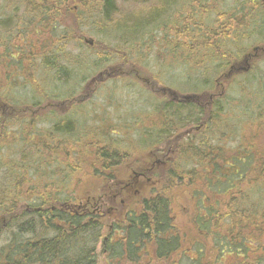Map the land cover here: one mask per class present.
Here are the masks:
<instances>
[{"label": "rangeland", "instance_id": "obj_1", "mask_svg": "<svg viewBox=\"0 0 264 264\" xmlns=\"http://www.w3.org/2000/svg\"><path fill=\"white\" fill-rule=\"evenodd\" d=\"M95 1L70 2L66 14L59 12L58 16H51L50 24L59 26L53 32L50 24L43 21L39 14L33 13L34 4L29 5L24 0H0V114L26 108L31 116H39L36 129L27 127L31 133L27 136L29 145L26 147L22 143L23 127L19 124L6 127L7 139L0 145V175L7 170L10 161L15 160L16 164L28 170L25 175L19 169L27 180L33 181L31 175L38 172L39 182H53L56 185L54 191L59 190L58 187L64 191L61 198H68L70 206L76 205L84 211L90 210L99 198L98 192L102 186L113 187V181L126 185L136 177L133 173L139 174L149 167L151 160L148 152L155 147L161 145L167 148L165 143H169L171 149L176 146V141L168 140L165 136L167 129L176 132L177 127L178 135L193 132L189 134L195 141L191 145V152L187 157L184 152L175 153L176 158L171 163L185 172L194 169L201 174L203 171L199 167L202 160H198L196 155L191 158L194 153H213L215 157L219 154L222 157V147L232 149L248 144L250 152L255 153L250 164L262 159L264 26L260 14L264 10L261 9L260 0L257 3L252 0H115L116 12L111 14L112 22L107 28V22L101 15L89 13L90 6H96ZM187 15L196 18L195 24L189 26V36L193 35L198 42L185 35H176L181 25L189 23L190 20H185ZM228 15L244 21L245 25L240 27L237 35L239 38L229 43L225 50L222 42L220 44L218 37L214 36V40H209V45L212 46L213 41L217 45L208 48L204 43L207 38L205 27L218 28L222 18L226 19ZM173 26L175 30L171 29ZM248 26L255 30H250ZM233 33L234 29L231 30ZM256 48L259 50L257 53ZM98 53L110 55L99 62ZM51 54L57 56V64L68 67L66 74L55 77L54 72L41 67L42 59L48 61ZM247 57L251 59L248 64H243ZM5 99L13 105L8 107ZM218 106L224 107L223 113L222 110H215ZM189 107L202 108L205 112L197 113ZM211 107L215 110L212 123ZM55 123L70 124V130L54 137L57 140L50 142L54 151H50L41 145L48 139L43 138L42 134L45 129L51 130ZM258 124L260 127L254 126ZM165 126L168 127L163 128ZM182 138H186V134ZM99 143H108L111 145L110 151H116L123 157L119 167L110 171L98 168L95 163L98 162L97 148L94 145ZM23 153L25 160L29 159L28 165L21 160ZM204 160L209 163V159ZM218 162L222 165V162ZM172 166H155L153 172L158 175L149 181L137 179L142 184L126 191L118 199L120 204L127 207L126 210L131 207L137 212L138 207L132 204L153 195L155 182L162 174L172 171ZM255 176L254 170L247 173L248 180ZM206 180L203 182L199 179L198 185L204 186L201 193L205 194L201 202L205 207L214 208L220 204L222 212V195L219 192L222 188L215 184L209 186ZM194 188L190 187L180 199L175 196L173 202L178 207L175 230L186 236L190 250L192 248L188 244L203 242L199 235L205 234L200 228H193V219L204 215L203 210L198 215L200 204ZM173 194L178 193L173 191ZM254 198L257 199L259 211H263L264 189ZM227 204L224 201V205ZM23 205L25 202L19 204L18 208ZM76 206L75 210L79 211ZM112 213L108 214V221L104 223L105 233L96 247L98 264L108 263L104 243L108 242L106 231L116 224L115 214ZM220 216L222 220V213ZM217 223L222 225V222ZM122 234V231H115L111 239L117 240ZM3 239L0 237V245ZM208 244L212 246V241ZM254 246L255 242L251 247ZM191 252L190 255L195 257V250ZM137 256L136 262L122 264H177V261L179 264H198L196 261L182 260L177 254H172L168 261L158 259L153 243L148 244L147 241L141 245ZM205 263V260L201 262Z\"/></svg>", "mask_w": 264, "mask_h": 264}, {"label": "trees", "instance_id": "obj_2", "mask_svg": "<svg viewBox=\"0 0 264 264\" xmlns=\"http://www.w3.org/2000/svg\"><path fill=\"white\" fill-rule=\"evenodd\" d=\"M24 1L29 5L34 4L35 10L33 13L39 14L38 16H41L43 21L50 24L52 21L51 16H58L59 12L66 14L68 4L77 0ZM95 4L96 6H90L89 13L94 15L96 12L101 15V18L107 22L105 24V28H107L112 22L111 14L116 12V10L114 11L115 0H96ZM83 6H85L84 2ZM159 13H162V10H159ZM228 16L226 19L222 18V24L216 29L205 27L207 38H205L204 43L208 48L216 47L217 42L215 41H213L212 46L209 45V40H214V36L218 37L220 44L222 42V48L225 50H227L229 43H234L239 38L237 35L241 30L240 27L245 25L243 24L244 21L236 20L233 15ZM195 19L192 15H187L185 20H190L189 23L181 25L176 35H185V37L198 42V39L194 38L193 35L189 36V26L192 27L195 24ZM260 19L263 21L264 26L263 11L260 14ZM122 25L124 24H120V26ZM58 27V25L50 24L53 32ZM134 29L125 30L134 31ZM171 29L175 30V26ZM232 29H234L233 35L231 34ZM249 29L252 28L249 27ZM249 29L247 28V31ZM252 30L254 31V29ZM104 47L106 48V46ZM107 55L110 54L100 55L98 53L97 61L101 62V59L104 60ZM41 67L54 72L55 77L62 76L68 71L67 66L57 64V56L54 54L49 55L48 61L43 58ZM22 70L25 69L22 68ZM4 103L8 107L13 105L7 99ZM189 109L197 113L205 112L202 108L192 109L189 107ZM216 109L217 111L222 110V113L224 112L223 106L222 108L218 106ZM179 110H181V106ZM215 110L211 107L210 121L215 119V113L213 112ZM9 112L12 113L9 114ZM9 112L0 114V131L2 132L0 145L2 141L7 139L6 127L10 124H19L23 127L22 143L26 147L28 145L27 136L31 133L27 127L36 129L39 116H31V112L26 108L22 111ZM254 126L260 127V124ZM166 127L168 126L163 128ZM69 130L70 124L64 125L62 123H55L51 130L50 128L45 129L42 137L48 139L42 143L43 147L54 151V148L50 146V142L57 140V138H54L56 135L68 133ZM175 130L177 132V127ZM174 132L170 129L165 131L168 140L176 141V146L172 150L178 154L185 152L184 155L187 157L192 150L191 145L195 142L189 137V134L193 132L189 131L181 135L176 132L174 134ZM185 134L186 138L183 139L182 137ZM94 146L97 148L96 159L98 162L95 163L98 168L110 171L122 164V156L117 154L116 151H110L111 145L108 143H99ZM247 146L248 144L243 147L238 145L232 149L222 147V157L220 154L215 157L213 153L206 155L205 153H194L191 158L196 155L198 160H202L204 164L200 163L201 166L199 165L203 169L201 174L194 169L185 172L178 169L177 166L169 164L172 166V171L162 174L155 182L154 194L132 204L138 207L137 212H134L131 207L126 210L127 207L122 206L118 201L126 193L120 192L123 183L118 181L112 182L113 187L102 186L99 189V198L95 200L90 210L76 211L75 206H70L68 203V198H61L64 191L60 187H58L59 190L54 191L56 185L53 182H39L38 172L34 176L31 175L33 181L27 180L20 173L27 175L28 170L26 171L24 167H20L15 160H12L7 165V170H4L3 174L0 175V237H4L0 245V264H98L96 247L105 233L104 223L108 221V214L112 212V214H115L116 224L112 229L106 231L108 242L104 244L107 264H111V262L112 264L136 262L139 249L144 241H147L148 244L153 243L155 255L158 259L165 261H168L172 254H177L182 260L196 261L198 264H201L203 260L206 261L205 264H264V210L259 211L257 199L254 198L260 190L264 189V156L258 163L253 162L250 164L253 158L252 154L255 153L250 152V146ZM21 157L22 160H25V153ZM204 159H209V163H206ZM218 161L222 162V165H219ZM25 163L28 165L29 159L25 160ZM220 168H222V171ZM19 169L22 172L19 173ZM28 169H31V164ZM251 170L256 172V176L252 180H248L247 173L249 174ZM206 173L209 174V177ZM155 175L158 174L155 173ZM207 178L209 180H206ZM199 179L203 182L206 180L209 186L215 184L222 188L219 190L222 195V212L219 209L220 204H216L217 206L214 208L213 206L205 207L204 203L201 202V197L205 194L201 193L204 186L198 185ZM259 179L261 183H259ZM243 182L245 185H242ZM190 187H196L193 192L197 194L196 200L200 204V208H197L198 215H200L201 210L204 214L193 219L195 223L193 228H200L205 233L199 235L204 239L203 242L194 245L193 243L188 244L192 250H195V257L190 255L192 250L186 244V236L179 234L174 227V220L178 213V207L173 203L175 202L174 197L178 196L179 199L184 197V193H188ZM172 190L178 194H173ZM224 201L228 204L224 205ZM22 202H25L27 207L25 205L20 207L25 210L18 208ZM125 203L127 204V202ZM101 207L102 210L99 209ZM8 209L9 211H7ZM215 219H217V222H222V225H219ZM202 222H204L203 225L197 227ZM115 231H122L123 234L119 235L117 240H112L111 236ZM208 240L212 241V246L208 244ZM253 242H255V246L251 247ZM177 264H179V261H177Z\"/></svg>", "mask_w": 264, "mask_h": 264}, {"label": "flooded vegetation", "instance_id": "obj_3", "mask_svg": "<svg viewBox=\"0 0 264 264\" xmlns=\"http://www.w3.org/2000/svg\"><path fill=\"white\" fill-rule=\"evenodd\" d=\"M252 1H254L255 3L259 2V0H252ZM260 1L262 3L261 9L264 10V0H260ZM258 51L259 50L256 48L255 52L257 53ZM262 52H264V50ZM249 59H251V57L245 58L243 64H248ZM165 144H166L165 146L169 145V143H165ZM165 148L166 147L163 148L160 145L159 147H155L154 150L148 152L149 159L151 160L150 166L147 167L143 172H140L139 174L133 173V175H136V177H134L132 180H129V182L126 185L124 184L123 185L124 187L120 189L121 190L120 192L124 194V192L131 190L137 184L141 185L142 183L139 182L137 179L144 178L146 181H149L150 178H153V176H155L156 172H153V170L155 169V166L158 167V166H163L166 164H171L173 162V159L176 158L175 151L172 150L169 146L166 149ZM148 175H150L151 177ZM76 208L79 210V212H81L80 207L78 208L76 206Z\"/></svg>", "mask_w": 264, "mask_h": 264}, {"label": "bare ground", "instance_id": "obj_4", "mask_svg": "<svg viewBox=\"0 0 264 264\" xmlns=\"http://www.w3.org/2000/svg\"><path fill=\"white\" fill-rule=\"evenodd\" d=\"M42 1V0H41ZM137 1V0H136ZM140 1V0H139ZM145 2V1H144ZM147 2V1H146ZM32 3V2H31ZM69 3V2H68ZM142 3V2H141ZM149 3V2H148ZM149 5V4H148ZM2 8V7H1ZM102 11V10H101ZM139 11V10H138ZM141 12V11H140ZM95 14V13H94ZM14 15V14H13ZM94 18V17H93ZM92 18V19H93ZM97 18V17H96ZM99 18V17H98ZM175 18V17H174ZM254 18V17H253ZM252 18V19H253ZM121 19V18H120ZM143 19H144V17H143ZM12 21V20H11ZM99 21V20H98ZM5 22V21H4ZM95 22V21H94ZM102 24V23H101ZM250 24V23H249ZM12 25V24H11ZM103 25V24H102ZM42 26V25H41ZM114 26V25H113ZM152 26V25H151ZM99 27V26H98ZM9 28V27H8ZM259 28V27H258ZM263 28V27H262ZM255 30V29H254ZM150 32V31H149ZM90 33V32H89ZM114 34V33H113ZM143 34V33H142ZM117 35V34H116ZM145 35V34H144ZM140 36V35H139ZM111 37V36H110ZM137 38V37H136ZM103 39H104V37H103ZM113 39H115V38H113ZM133 39V38H132ZM109 40H110V38H109ZM115 41V40H114ZM90 43V42H89ZM104 43V42H103ZM112 43V42H111ZM99 44V43H98ZM141 44V43H140ZM4 46V45H3ZM103 47V46H102ZM120 47V46H119ZM132 47V46H131ZM95 48V47H94ZM14 51V50H13ZM3 57V56H2ZM5 58V57H4ZM66 61V60H65ZM63 63V62H62ZM64 64V63H63ZM58 69V68H57ZM59 71V70H58ZM24 72V71H23ZM22 72V73H23ZM52 72V71H51ZM50 72V73H51ZM9 73V72H8ZM33 73V72H32ZM47 73V72H46ZM58 75V74H57ZM207 75V74H206ZM52 76V75H51ZM32 78V77H31ZM52 79V78H51ZM211 80V79H210ZM34 82H35V80H34ZM70 82V81H69ZM204 82V81H203ZM37 83V82H36ZM42 83V82H41ZM15 84V83H14ZM62 84V83H61ZM68 84V83H67ZM34 85H35V83H34ZM42 85V84H41ZM58 85V84H57ZM65 85V84H64ZM63 85V86H64ZM38 88V87H37ZM43 89H44V87H42ZM72 88V87H71ZM4 89V88H3ZM9 89V88H8ZM33 89H35V88H33ZM61 89V88H60ZM199 89V88H198ZM202 89H204V88H202ZM49 90V89H48ZM58 90V89H57ZM70 90V89H69ZM72 90V89H71ZM13 91V90H12ZM66 91V90H65ZM71 92V91H70ZM8 93H9V91H8ZM59 93V92H58ZM164 93V92H163ZM69 95V94H68ZM58 96V95H57ZM201 96V95H200ZM74 97V96H73ZM30 98V97H29ZM61 98V97H60ZM71 98V97H70ZM60 100V99H59ZM28 101V100H27ZM217 101V100H216ZM32 102V101H31ZM34 102V101H33ZM171 102V101H170ZM28 103V102H27ZM52 103V102H51ZM164 103V102H163ZM216 103V102H215ZM222 104V103H221ZM156 105V104H155ZM174 105V104H173ZM220 105V104H219ZM61 106V105H60ZM69 106V105H68ZM199 106V105H198ZM221 107V106H220ZM54 109V108H53ZM61 109V108H60ZM155 109V108H154ZM179 109V108H178ZM184 109V108H183ZM192 109H193V107H192ZM55 111V110H54ZM73 111V110H72ZM166 111V110H165ZM217 111V110H216ZM70 112V111H69ZM68 112V113H69ZM202 112V111H201ZM183 113H184V111H183ZM67 115V114H66ZM167 115V114H166ZM182 115V114H181ZM205 115V114H204ZM173 116V115H172ZM69 117V116H68ZM169 117V116H168ZM219 117V116H218ZM26 118V117H25ZM33 118V117H32ZM55 118V117H54ZM58 119V118H57ZM200 119V118H199ZM71 120H72V118H71ZM179 120V119H178ZM177 120V121H178ZM77 121V120H76ZM172 121V120H171ZM175 121V120H174ZM198 121V120H197ZM212 121V120H211ZM168 122V121H167ZM217 122V121H216ZM181 123V122H180ZM174 124V123H173ZM27 126H28V124H27ZM81 126V125H80ZM152 126V125H151ZM176 126H178V125H176ZM82 127V126H81ZM154 128V127H153ZM195 129V128H194ZM215 131V130H214ZM48 132V131H47ZM79 132V131H78ZM145 132V131H144ZM216 132V131H215ZM89 133V132H88ZM143 133V132H142ZM82 134V133H81ZM141 134V133H140ZM139 134V135H140ZM28 135V134H27ZM136 135H137V133H136ZM90 136V135H89ZM77 137V136H76ZM80 137V136H79ZM213 137V136H212ZM38 138V137H37ZM66 139H68V138H66ZM78 140H79V138H77ZM145 139V138H144ZM27 140V139H26ZM63 140V139H62ZM81 140V139H80ZM125 141V140H124ZM135 141V140H134ZM78 142V141H77ZM74 143V142H73ZM72 143V144H73ZM117 143V142H116ZM137 143V142H136ZM156 143V142H155ZM46 144V143H45ZM85 144V143H84ZM29 145V144H28ZM42 145V144H41ZM52 145V144H51ZM89 145V144H88ZM155 145V144H154ZM158 145V144H157ZM55 146V145H54ZM77 146V145H76ZM104 146V145H103ZM102 146V147H103ZM32 147V146H31ZM81 147V146H80ZM107 147V146H106ZM131 147V146H130ZM33 148V147H32ZM115 148V147H114ZM143 148V147H142ZM135 149V148H134ZM143 150V149H142ZM23 151V150H22ZM109 151V150H108ZM35 152V151H34ZM81 152H83V151H81ZM111 153V152H110ZM185 153V152H184ZM24 154V153H23ZM75 154H76V152H75ZM79 154H81V153H79ZM125 154V153H124ZM27 155V154H26ZM110 156V155H109ZM41 157V156H40ZM79 157V156H78ZM104 157V156H103ZM22 158V157H21ZM121 158H123V157H121ZM39 159V158H38ZM41 159V158H40ZM22 160V159H21ZM55 160V159H54ZM53 160V161H54ZM112 160H114V159H112ZM11 162V161H10ZM82 162V161H81ZM1 163V162H0ZM181 163H183V162H181ZM3 164V163H2ZM27 164V163H26ZM49 164V163H48ZM80 164V163H79ZM15 165V164H14ZM77 165V164H76ZM88 165V164H87ZM40 166V165H39ZM85 166V165H84ZM49 167V166H48ZM41 168V167H40ZM28 169V168H27ZM57 169H59V168H57ZM45 170V169H44ZM11 171V170H10ZM9 171V172H10ZM50 174V173H49ZM68 174V173H67ZM70 176V175H69ZM23 177V176H22ZM70 181V180H69ZM1 183V182H0ZM23 183V182H22ZM27 187V186H26ZM0 193H1V191H0ZM72 204V203H71ZM29 205V204H28ZM26 206V205H25ZM76 206V205H75ZM119 206V205H118ZM27 207V206H26ZM36 207V206H35ZM117 208V207H116ZM121 208V207H120ZM44 209V208H43ZM121 210V209H120ZM132 210V209H131ZM7 211H9V209L7 210ZM145 211V210H144ZM11 213V212H10ZM130 213V212H129ZM40 215V214H39ZM57 215V214H56ZM59 215V214H58ZM84 215V214H83ZM167 215V214H166ZM11 216H13V215H11ZM37 216V215H36ZM33 217V216H32ZM61 217V216H60ZM130 217V216H129ZM128 218V217H127ZM55 219V218H54ZM45 222V221H44ZM50 222V221H49ZM54 222H55V220H54ZM38 223V222H37ZM52 223V222H51ZM68 223V222H67ZM73 223V222H72ZM19 224V223H18ZM46 224V223H45ZM44 224V225H45ZM55 225V224H54ZM47 227V226H46ZM60 227V226H59ZM123 227V226H122ZM38 228V227H37ZM95 228V227H94ZM47 229V228H46ZM71 229V228H70ZM130 230V229H129ZM17 231V230H16ZM50 231V230H49ZM68 231V230H67ZM84 231V230H83ZM92 231V230H91ZM79 232V231H78ZM99 232V231H98ZM138 232V231H137ZM37 233V232H36ZM60 234H62V233H60ZM45 235V234H44ZM57 235V234H56ZM56 235H54V236H56ZM83 235V234H82ZM42 236V235H41ZM52 236V235H51ZM94 236V235H93ZM97 236V235H96ZM131 236V235H130ZM37 237V236H36ZM48 237V236H47ZM46 237V238H47ZM80 237V236H79ZM52 238V237H51ZM94 238V237H93ZM159 238H160V236H159ZM25 239V238H24ZM38 239V238H37ZM42 239V238H41ZM80 239V238H79ZM84 239V238H83ZM130 239V238H129ZM168 239V238H167ZM19 240V239H18ZM131 240H132V238H131ZM91 241V240H90ZM98 241V240H97ZM137 241V240H136ZM1 242V241H0ZM16 242V241H15ZM28 243V242H27ZM12 244V243H11ZM6 245V244H5ZM9 245V244H8ZM23 245V244H22ZM95 245V244H94ZM24 246V245H23ZM9 247V246H8ZM87 249V248H86ZM112 249V248H111ZM82 250V249H81ZM84 251V250H83ZM86 252V251H85ZM8 253V252H7ZM2 254V253H1ZM13 255V254H12ZM86 255V254H85ZM8 256V255H7ZM91 256V255H90ZM97 256V255H96ZM89 257V256H88ZM82 258V257H81ZM86 260V259H85ZM90 261V260H89ZM188 262V261H187ZM10 263V262H9ZM24 263V262H23ZM26 264V263H25ZM191 264V263H190Z\"/></svg>", "mask_w": 264, "mask_h": 264}, {"label": "water", "instance_id": "obj_5", "mask_svg": "<svg viewBox=\"0 0 264 264\" xmlns=\"http://www.w3.org/2000/svg\"><path fill=\"white\" fill-rule=\"evenodd\" d=\"M188 99V98H187Z\"/></svg>", "mask_w": 264, "mask_h": 264}]
</instances>
